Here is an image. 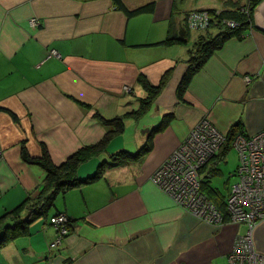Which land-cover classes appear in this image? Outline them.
Listing matches in <instances>:
<instances>
[{"label": "crops", "instance_id": "crops-1", "mask_svg": "<svg viewBox=\"0 0 264 264\" xmlns=\"http://www.w3.org/2000/svg\"><path fill=\"white\" fill-rule=\"evenodd\" d=\"M118 1L0 0V217H28L46 176L30 159L59 166L75 155L74 185L10 235L0 264H229L246 228L200 220L152 177L203 119L226 135L264 130V0L253 26L216 49L181 96L198 37L221 31L188 28V13L247 8L251 0H120L128 10L153 5L140 14ZM145 83L158 90L139 113ZM146 143L145 154L115 162L120 151ZM231 148L205 168L214 201L229 193L210 178L224 173L219 163ZM60 212L71 230L50 250L57 235L50 218ZM253 242L264 253V220Z\"/></svg>", "mask_w": 264, "mask_h": 264}, {"label": "built area", "instance_id": "built-area-1", "mask_svg": "<svg viewBox=\"0 0 264 264\" xmlns=\"http://www.w3.org/2000/svg\"><path fill=\"white\" fill-rule=\"evenodd\" d=\"M213 18L208 9L194 10L186 16V26L205 31L211 27ZM224 23L229 27L237 24L228 19ZM32 24L37 25L35 19ZM51 52L59 55L54 49ZM125 88L129 90L128 86ZM226 147L238 151L239 163L235 173L237 180L229 188L224 207L220 208L204 189L205 168ZM2 156L0 151V159ZM152 179L178 205L204 222L246 225L228 254L229 264H264V253L258 252L253 242V229L264 220V130L254 135L239 131L226 135L208 119H203L157 169ZM2 194L0 188V198ZM50 223L57 230L56 238L49 245L52 250L62 243L71 227L70 218L61 212L53 215Z\"/></svg>", "mask_w": 264, "mask_h": 264}, {"label": "trees", "instance_id": "trees-1", "mask_svg": "<svg viewBox=\"0 0 264 264\" xmlns=\"http://www.w3.org/2000/svg\"><path fill=\"white\" fill-rule=\"evenodd\" d=\"M261 1L263 0H251L248 6H246L247 8L239 7L235 10H226L223 12H217L215 10L208 9L214 16L211 26H216L220 28L221 31L218 32L215 36L207 38L204 36L198 37L197 41L194 44V49L197 51L196 56L192 58V61L194 62L189 66V69L184 75L183 80L178 88L180 96L182 94L183 87H185V85L188 83L189 78L191 77L193 72L198 67H200L201 64H203V62L216 49L220 48L228 38L232 36H242L244 33H246L244 32L245 29L253 26L254 9ZM118 4L119 7H122L129 14H140L153 10L152 4L143 5L141 7L136 8L135 10H128V8H126L120 0L118 1ZM226 19L236 22V26H226V24L224 23ZM172 39L173 38L170 37L168 41L170 42ZM145 86L147 87L149 95L147 98H144L141 101V107L140 109H138L139 113H141L150 98H152L158 90L157 86H153L151 84L145 83ZM172 117L173 116L171 114L165 115L161 125L164 126L168 124ZM117 119L114 121V123L118 122L116 124H119V127H121V122ZM151 148L152 145L146 143V145H144L142 149H140L136 153H131L127 150L120 151L115 156V162L123 163L128 160L136 159L140 155H143L148 152ZM227 149L228 147H226L224 150ZM74 156L72 155L66 162L59 166L49 163L45 157H42L41 159L33 158L29 160L32 163H37L43 166L46 170V176L43 184L39 187L38 191L36 192V195L34 197H30L32 198L33 202L30 204V212L27 218L21 219L17 215L7 217L9 213H6L0 217V247L5 242H7L11 236H14L15 234H17V232H22V230L25 229V224L29 223L31 220L40 216L44 211H46L47 208L52 205L54 198L59 191L65 190L66 188L74 185L73 181L70 180L75 170ZM204 184V189L206 193H208L209 195H212V193L215 194L216 191L214 192V190H211L212 188H210L212 186L209 184V180L207 181L205 179ZM215 202L220 208L224 207V199H218L217 201L215 200ZM11 223L13 224L11 225Z\"/></svg>", "mask_w": 264, "mask_h": 264}, {"label": "rangeland", "instance_id": "rangeland-1", "mask_svg": "<svg viewBox=\"0 0 264 264\" xmlns=\"http://www.w3.org/2000/svg\"><path fill=\"white\" fill-rule=\"evenodd\" d=\"M140 107L141 106L139 105L136 108V110L140 109ZM238 163H239V153L233 147L227 152V154L224 157V160L219 163V165L223 169L224 173L223 174L216 173V174L211 176L210 180H211L212 185L218 187L222 192L227 193L230 185H232V183H234L237 180V177L235 176V173H236L235 166L238 167ZM234 170H235V172H234ZM233 172H234V176H233V174L231 176V173H233ZM227 182H228V184H227Z\"/></svg>", "mask_w": 264, "mask_h": 264}]
</instances>
